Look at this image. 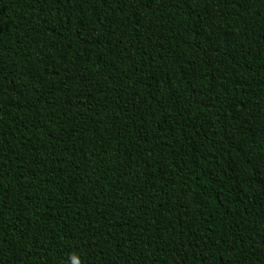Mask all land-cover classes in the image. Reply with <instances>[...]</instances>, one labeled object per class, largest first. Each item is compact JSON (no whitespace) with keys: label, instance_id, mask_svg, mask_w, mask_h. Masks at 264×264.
<instances>
[{"label":"trees","instance_id":"1","mask_svg":"<svg viewBox=\"0 0 264 264\" xmlns=\"http://www.w3.org/2000/svg\"><path fill=\"white\" fill-rule=\"evenodd\" d=\"M264 264V0H0V264Z\"/></svg>","mask_w":264,"mask_h":264},{"label":"clouds","instance_id":"2","mask_svg":"<svg viewBox=\"0 0 264 264\" xmlns=\"http://www.w3.org/2000/svg\"><path fill=\"white\" fill-rule=\"evenodd\" d=\"M73 264H80V260L76 257H73Z\"/></svg>","mask_w":264,"mask_h":264}]
</instances>
